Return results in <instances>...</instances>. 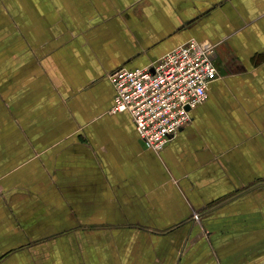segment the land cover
Wrapping results in <instances>:
<instances>
[{
	"label": "crops",
	"instance_id": "crops-1",
	"mask_svg": "<svg viewBox=\"0 0 264 264\" xmlns=\"http://www.w3.org/2000/svg\"><path fill=\"white\" fill-rule=\"evenodd\" d=\"M192 39L218 77L156 153L108 76ZM0 264H264V0H0Z\"/></svg>",
	"mask_w": 264,
	"mask_h": 264
},
{
	"label": "built area",
	"instance_id": "built-area-1",
	"mask_svg": "<svg viewBox=\"0 0 264 264\" xmlns=\"http://www.w3.org/2000/svg\"><path fill=\"white\" fill-rule=\"evenodd\" d=\"M214 56V46L192 39L147 67L110 73L111 112L128 113L142 144L160 152L189 124L190 112L206 101L218 77Z\"/></svg>",
	"mask_w": 264,
	"mask_h": 264
}]
</instances>
